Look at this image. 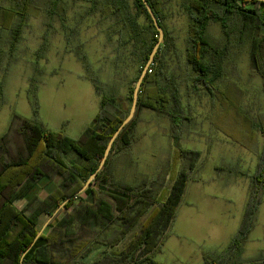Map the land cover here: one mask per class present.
Instances as JSON below:
<instances>
[{
  "label": "trees",
  "instance_id": "obj_1",
  "mask_svg": "<svg viewBox=\"0 0 264 264\" xmlns=\"http://www.w3.org/2000/svg\"><path fill=\"white\" fill-rule=\"evenodd\" d=\"M10 1L16 7L0 5V27L9 30L18 41L22 24L16 27L15 22L24 21L35 0ZM81 1L91 4L88 14L101 9L105 19L117 17L130 25L131 35L124 44H131L132 54L137 58V75L125 96L105 94L97 79H93L101 96L100 111L77 139L48 130L38 120V86L33 79L35 119L14 115L9 129L0 138V264H163L156 257L172 234L179 207L202 157L200 151L181 146L184 123L191 118L183 112L179 85L168 70L167 55L172 43L164 26L165 2L148 0L165 39L143 80L136 114L114 142L95 180L76 196L98 170L111 138L128 117L135 86L160 35L143 0H134V5L138 15L144 14L147 18L146 26L129 14L128 0ZM61 2L48 0V5L57 8ZM179 6L189 19L186 60L197 74L196 83L202 84L210 94L214 90L222 95L221 99L227 100L228 88L217 86L216 81L225 75L231 50L249 43L251 63L263 79L264 89V35L260 36L264 30V3L181 0ZM49 13L52 16L53 11ZM211 24L220 25L225 38L223 44L215 43L208 36ZM81 58L86 62L85 56L80 55ZM2 92L0 83V95ZM143 109L170 118V137L176 149L174 159L186 161L176 179L168 181L166 196L156 191L152 182L130 185L116 179L114 159L131 151L140 139L138 125ZM246 117L244 114V120L248 121ZM251 127V137L255 140L254 125ZM43 179L56 181L58 186L45 197L30 196V190ZM263 196L264 149L257 172L251 177V197L239 231L222 254L207 255L205 264H264L263 259H242ZM18 197L25 201L24 205L17 204ZM69 197L71 200L67 201ZM100 248H103L100 254L90 261Z\"/></svg>",
  "mask_w": 264,
  "mask_h": 264
},
{
  "label": "rangeland",
  "instance_id": "obj_2",
  "mask_svg": "<svg viewBox=\"0 0 264 264\" xmlns=\"http://www.w3.org/2000/svg\"><path fill=\"white\" fill-rule=\"evenodd\" d=\"M164 2V26L172 43L168 70L179 85L183 112L191 118L184 123L181 146L200 151L202 157L172 234L156 259L163 264H205L207 255H220L227 249L241 227L251 197V177L257 172L264 149L263 79L253 69L248 43L231 50L225 75L216 81L217 86L228 88V99H221L214 90L210 94L196 83L197 74L186 60L189 19L179 6L181 0ZM128 4L129 14L146 26L148 20L144 14L138 15L134 0H128ZM0 5L16 7L10 0H0ZM90 7L85 1L62 0L61 6L50 8L48 0H35L24 21L15 22L16 27L22 24L18 41L0 27V138L14 115L35 119L33 79L38 86V120L48 130L75 139L100 111L101 96L93 79L109 96L127 94L139 65L131 44H124L131 35L130 25L117 17L105 19L101 9L88 14ZM208 36L215 43H224L218 24L210 25ZM79 54L86 57V62ZM262 58L264 62V48ZM171 125L168 116L142 110L140 139L131 151L114 159L119 182H152L155 190L166 196L168 181L175 180L186 165V161L174 159ZM57 186L56 181L43 179L29 195L45 197ZM16 202L19 206L25 203L19 197ZM102 249L89 260L93 261ZM242 259L264 260V196Z\"/></svg>",
  "mask_w": 264,
  "mask_h": 264
},
{
  "label": "water",
  "instance_id": "obj_3",
  "mask_svg": "<svg viewBox=\"0 0 264 264\" xmlns=\"http://www.w3.org/2000/svg\"><path fill=\"white\" fill-rule=\"evenodd\" d=\"M255 1H259V2L264 3V0H255ZM143 2L147 8L152 20L154 21V24H155L157 30L159 31V34H160L159 35V41L156 44V46L154 47V49L150 55L149 61H148L145 69L143 70V72H142V74H141V76H140V78L136 84L134 96H133V103H132L131 110H130L128 117L124 120V122L121 124V126L118 128V130L115 132V134L111 138L98 170L89 178V180L86 182V184L76 193V196L82 194L89 187V185L95 180L98 173L103 169L104 165L106 164L108 157L110 156L111 150L113 148L114 142L119 137L120 133L125 128V126H127L132 121V119L134 118L136 111H137V106H138V102H139V94H140V89L142 87L143 80H144V78L148 72L150 65L154 62L156 54L158 53V51L161 47V44L164 40L165 32H164L163 28L160 26L157 16L155 15L153 9L151 8L148 0H143ZM69 200H71V197H69L67 201H69ZM65 204H66V202L58 209V211ZM51 220H52V218L49 221H47V223L44 225V227L42 228V230L40 231V233L38 235V238L44 232V230L49 226V224L51 223Z\"/></svg>",
  "mask_w": 264,
  "mask_h": 264
},
{
  "label": "crops",
  "instance_id": "obj_4",
  "mask_svg": "<svg viewBox=\"0 0 264 264\" xmlns=\"http://www.w3.org/2000/svg\"><path fill=\"white\" fill-rule=\"evenodd\" d=\"M117 168V167H116Z\"/></svg>",
  "mask_w": 264,
  "mask_h": 264
}]
</instances>
